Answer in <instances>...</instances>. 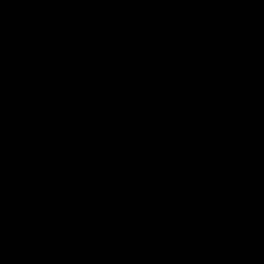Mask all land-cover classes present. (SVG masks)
<instances>
[{"label":"water","instance_id":"water-1","mask_svg":"<svg viewBox=\"0 0 264 264\" xmlns=\"http://www.w3.org/2000/svg\"><path fill=\"white\" fill-rule=\"evenodd\" d=\"M0 264H264V0H0Z\"/></svg>","mask_w":264,"mask_h":264}]
</instances>
